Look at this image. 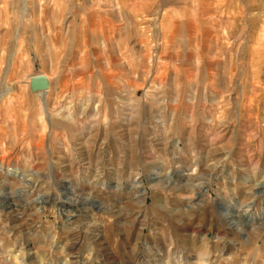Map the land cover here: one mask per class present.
<instances>
[{"label":"rangeland","instance_id":"374dc122","mask_svg":"<svg viewBox=\"0 0 264 264\" xmlns=\"http://www.w3.org/2000/svg\"><path fill=\"white\" fill-rule=\"evenodd\" d=\"M0 264H264V0H0Z\"/></svg>","mask_w":264,"mask_h":264},{"label":"water","instance_id":"95a60500","mask_svg":"<svg viewBox=\"0 0 264 264\" xmlns=\"http://www.w3.org/2000/svg\"><path fill=\"white\" fill-rule=\"evenodd\" d=\"M49 79L44 74L33 75L29 78V86L33 92H41L48 88ZM219 209L223 214L228 215L232 209H226L223 205H219Z\"/></svg>","mask_w":264,"mask_h":264},{"label":"bare ground","instance_id":"6f19581e","mask_svg":"<svg viewBox=\"0 0 264 264\" xmlns=\"http://www.w3.org/2000/svg\"><path fill=\"white\" fill-rule=\"evenodd\" d=\"M46 76V75H45ZM47 77V76H46ZM48 78V77H47ZM8 91V90H7ZM16 173V172H15Z\"/></svg>","mask_w":264,"mask_h":264}]
</instances>
